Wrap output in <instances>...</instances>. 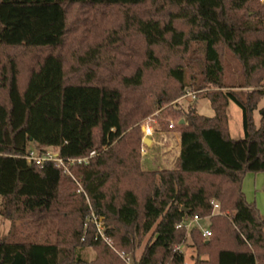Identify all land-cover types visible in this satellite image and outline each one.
<instances>
[{
    "label": "trees",
    "instance_id": "trees-1",
    "mask_svg": "<svg viewBox=\"0 0 264 264\" xmlns=\"http://www.w3.org/2000/svg\"><path fill=\"white\" fill-rule=\"evenodd\" d=\"M263 84L258 0H0V217L24 232L0 239V264H122L84 228L86 199L139 264H185L175 247L187 236L192 264H264V215L242 191L247 173H264ZM188 91L213 115L178 107ZM152 115L179 134L173 169L140 166V126ZM50 149L86 161L67 174L27 160ZM194 216L208 220L207 239L176 228Z\"/></svg>",
    "mask_w": 264,
    "mask_h": 264
},
{
    "label": "rangeland",
    "instance_id": "rangeland-1",
    "mask_svg": "<svg viewBox=\"0 0 264 264\" xmlns=\"http://www.w3.org/2000/svg\"><path fill=\"white\" fill-rule=\"evenodd\" d=\"M258 2L264 5V0H258ZM224 58H225L224 59V69H225L226 82L235 83L238 81L240 77L239 65L236 62V60L233 59V57L228 52L225 53ZM262 89L264 90V84H263ZM192 106H195L197 113L199 115H202L205 117H210L213 115L209 102L204 97H197L196 100L185 98L183 101L178 103V107L183 108L185 110L188 108H191ZM262 107H264V99H262L258 103V109H261ZM154 115L148 117V118L153 119V122L151 123V125L153 126L154 132H157L155 136V140L157 144H156V148L152 150L153 154L151 157L155 158V160L158 161V164L153 162V164H151L150 166H146V164L142 161L144 156L142 157L140 155V166L142 169L147 168V167L153 168L152 171L165 170L169 167L173 169L175 166L174 165L175 162L173 165L171 164H172V158L174 157L173 151H174L175 144H174L173 139L168 138V134H171V133L178 134V132H176L175 130L166 131L164 126L161 125L160 121H158V118L153 117ZM240 117H241V114H240L239 109L234 104L230 103L227 108V120H228L227 122H228V129H229L230 136L233 139L242 138ZM253 118H254L255 123L257 124L259 120V115L257 112L254 113ZM144 121L141 123V126L144 123ZM161 121L172 123L174 124V126L176 125L175 121H173L171 117L163 118ZM163 153H166V155L171 153L170 154L171 159L162 160L161 157L163 156ZM159 161L161 162L159 163ZM242 185H243V189H244L243 193H244L246 201L248 203L254 204V206L258 209L260 214L264 215V187H263L264 173H247L243 178ZM214 213H216V211ZM197 226L201 229L207 227L208 220L207 219L201 220L197 224ZM10 232H16L18 234H21V236L24 235L23 226H19L18 222H16L14 226H12L11 222L0 217V239L8 235V233ZM145 242L146 240L143 241L140 248H138L135 251V257H139L140 253L142 252ZM176 248H180L181 253L183 254V257H184L185 264H191L195 261L197 256L195 254L193 247H191V242L188 236L186 237L185 242L181 243L180 245H177L175 249ZM93 255H94L93 252L90 251L89 257H92ZM205 257L206 256H201L200 258L203 259Z\"/></svg>",
    "mask_w": 264,
    "mask_h": 264
},
{
    "label": "built area",
    "instance_id": "built-area-1",
    "mask_svg": "<svg viewBox=\"0 0 264 264\" xmlns=\"http://www.w3.org/2000/svg\"><path fill=\"white\" fill-rule=\"evenodd\" d=\"M195 92H186L185 96L183 98H190L191 100H195ZM153 122L152 118H148L144 121V123L141 126V132H142V139H151L153 136L154 130L151 123ZM174 124L169 123L168 128L172 129ZM145 148L146 145H144L141 141V147H140V155L143 157L145 154ZM94 153H91L89 155V158L92 157ZM28 161H34L37 164L43 163V162H53L56 167L61 168L64 172L69 174V166H71L74 163H81L85 162L86 159H62L58 156V153H56L54 150L50 149L47 150L41 157H34L30 155L27 158ZM87 205H88V214L85 217L84 222V228L88 225H92L95 229V236L94 239H100L104 244L107 245L110 250L114 252V254L121 260L122 264H139L137 262H134L132 257L129 254L124 253L123 251L117 250L114 245L112 244V241L108 239L104 235V224H103V217L96 213L90 206L88 200L86 199ZM213 204L214 212L217 210V205L215 203ZM201 221L200 218L197 216H194L191 220L182 221L179 223L176 228L177 229H184L186 231V234L194 227L197 226V224ZM198 227V226H197ZM199 228V227H198ZM201 236L203 239H207L210 236V231L208 228L201 229L199 228ZM178 252H181L180 248L175 249Z\"/></svg>",
    "mask_w": 264,
    "mask_h": 264
},
{
    "label": "crops",
    "instance_id": "crops-1",
    "mask_svg": "<svg viewBox=\"0 0 264 264\" xmlns=\"http://www.w3.org/2000/svg\"><path fill=\"white\" fill-rule=\"evenodd\" d=\"M185 98H182V99H180V100H178V102L177 103H180L181 101H183ZM195 110H196V108H195ZM240 111V110H239ZM196 112H197V110H196ZM241 114V113H240ZM240 120H241V117H240ZM241 129H242V125H241ZM242 132V131H241ZM156 133L157 132H154L153 133V136L151 137V139H148L149 140V142H148V145H146V148H145V154H144V157H143V162L146 164V166H150L151 164H153V162L154 163H157L158 164V161H156L155 160V158H152L151 156H152V154H153V149L154 148H156V144H157V142H156V140H155V136H156ZM242 136H243V133H242ZM231 137V136H230ZM168 138H170V139H173V141H174V151H173V153H174V157L172 158V164L171 165H173L174 164V162H175V160L178 158V156H179V152H180V139H179V134H177V133H175V134H168ZM233 139V138H232ZM166 152V151H165ZM171 154V153H170ZM170 154H168V155H166V153H163V156L161 157V159L162 160H165V159H171L170 158ZM160 159V160H161ZM161 161H159V163H160ZM143 163V164H144ZM167 169H171V167H169V168H167ZM143 170H146V171H152L153 170V168H150V167H147V168H143ZM256 185V184H255ZM254 185V186H255ZM263 187H264V185H263ZM242 191H244V189H243V185H242ZM206 228H208V226L207 227H205V228H203V229H206ZM206 258V257H205ZM205 258H203V259H205ZM192 264V263H191Z\"/></svg>",
    "mask_w": 264,
    "mask_h": 264
},
{
    "label": "water",
    "instance_id": "water-1",
    "mask_svg": "<svg viewBox=\"0 0 264 264\" xmlns=\"http://www.w3.org/2000/svg\"><path fill=\"white\" fill-rule=\"evenodd\" d=\"M182 123H183V120H180L178 124L181 125ZM148 142H149L148 139H145V138L142 139V143H143L144 145H148Z\"/></svg>",
    "mask_w": 264,
    "mask_h": 264
}]
</instances>
